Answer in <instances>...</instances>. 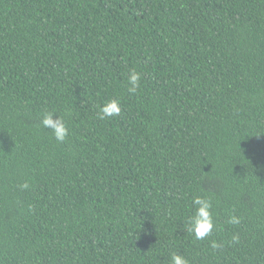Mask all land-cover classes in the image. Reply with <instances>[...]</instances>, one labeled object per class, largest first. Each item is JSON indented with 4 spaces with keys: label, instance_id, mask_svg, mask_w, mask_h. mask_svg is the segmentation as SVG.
I'll return each mask as SVG.
<instances>
[{
    "label": "trees",
    "instance_id": "16d2710c",
    "mask_svg": "<svg viewBox=\"0 0 264 264\" xmlns=\"http://www.w3.org/2000/svg\"><path fill=\"white\" fill-rule=\"evenodd\" d=\"M196 195L205 240L185 231ZM173 252L264 264V0H0V264Z\"/></svg>",
    "mask_w": 264,
    "mask_h": 264
},
{
    "label": "clouds",
    "instance_id": "9594fccd",
    "mask_svg": "<svg viewBox=\"0 0 264 264\" xmlns=\"http://www.w3.org/2000/svg\"><path fill=\"white\" fill-rule=\"evenodd\" d=\"M141 73L135 69L130 70L127 82V91L129 94H135L140 87ZM121 113V107L119 101L111 99L98 107V119L106 120L110 118H116ZM40 125L43 128L49 129L54 139L63 143L69 135V130L61 116L54 114L53 112L43 113ZM21 188H27L28 184L24 183L20 186ZM212 201L210 198L205 196H193L191 200L192 214L187 218L185 223V231L193 235L197 240H205L212 235L215 228L213 212H212ZM240 217L235 214H230L227 223L231 225L240 224ZM233 241H238V237L233 235ZM212 247L217 248L219 245L212 241ZM170 264H189V261L182 255L173 252L170 257Z\"/></svg>",
    "mask_w": 264,
    "mask_h": 264
}]
</instances>
